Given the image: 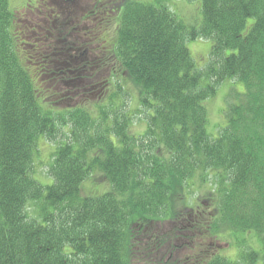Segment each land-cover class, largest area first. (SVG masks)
<instances>
[{
	"label": "trees",
	"instance_id": "16d2710c",
	"mask_svg": "<svg viewBox=\"0 0 264 264\" xmlns=\"http://www.w3.org/2000/svg\"><path fill=\"white\" fill-rule=\"evenodd\" d=\"M201 1L202 22L188 26L167 0H127L117 33L109 21L96 39L107 38L105 55L92 62L87 45L68 39L81 25L70 26L57 10L42 30L44 49L30 40L43 39L39 27H25L27 63L16 14L0 0V264L264 261V0ZM101 11L86 18L101 25L94 19ZM59 24L62 38L54 33ZM201 38L216 44L199 68L187 42ZM107 70V79L91 82L89 73ZM228 80L246 92L229 94L226 126L214 138L204 100ZM142 114L148 129L139 136L132 124ZM59 139L50 153L53 182L45 185L35 158L41 141ZM87 179L84 192L94 195L81 191ZM103 179L112 186L98 195L91 186ZM197 189L204 206L189 207ZM166 217L182 221L167 236L154 231ZM252 231L262 250L251 244ZM231 233L242 245L235 258L212 251ZM144 236L154 239L145 245Z\"/></svg>",
	"mask_w": 264,
	"mask_h": 264
},
{
	"label": "rangeland",
	"instance_id": "374dc122",
	"mask_svg": "<svg viewBox=\"0 0 264 264\" xmlns=\"http://www.w3.org/2000/svg\"><path fill=\"white\" fill-rule=\"evenodd\" d=\"M25 2L29 3L31 0H10L11 3V7L12 9H16V7L18 9L17 10V20H16V28L14 31V34L16 35V37L18 38V46L20 49V55L22 56V58L26 61L25 58H29V45H28V35H27V25L28 26H32V27H36L37 23H42L43 25H46V23L44 22V18H38V16L40 15L39 11L40 8L43 6L44 2L46 0H36L38 2H40V7L38 9L35 8L36 4L34 7H30L31 3L27 4V7H23L25 5ZM103 4L107 5L110 2V0H101ZM146 1V0H145ZM48 2V1H47ZM45 2V6L44 7H48V4L50 5V7L52 8H56L58 10V12L62 13L65 17L63 18L65 21L70 22V26L72 25H77L79 26L83 17L86 19L87 23L89 22V18H86V12L93 9V6L97 4V2L99 3L100 6V1L99 0H79L76 3H72V5L70 6H66L64 4V2H60L59 0H50V3ZM166 5H168V7H170L176 14L177 17H181L182 19H184V21L186 22V24L188 26H199L200 23L203 20V6H202V1L201 0H167ZM115 15V14H114ZM103 17L100 15V18ZM100 18H94L95 20ZM255 22V19H250L248 22V27L247 29L244 31V33H248L251 28L253 27V24ZM85 23V22H83ZM53 21H52V25L51 28H53ZM89 24V23H88ZM84 25V24H83ZM82 25V26H83ZM97 25L95 23L90 22L89 27L88 25L85 24V26H87V29H84V26L82 29H77V30H73L72 33H70V36L68 37V39L70 40V42H77L76 46H78V44H85L90 48L89 52L87 53V56H85L87 59L92 61H95V59H100V54L101 51L103 50V45L105 46L107 44V38H105V44H100L98 42L94 43H88L87 40H84V38H86V36H88L89 34H93L94 32L89 31L88 33H86V31L88 29H97ZM26 27V28H25ZM40 28V26H38ZM104 27V25H100V27L98 28L99 30ZM58 30H55L54 28V33H56V35L58 36V38H62V36H64V33H62V28L61 25L59 24L57 26ZM99 33V32H98ZM39 34H42V32H39ZM100 35H102V33H99ZM104 35V34H103ZM43 36V34H42ZM30 40H34L36 42H41L42 39L37 40V36L36 34H34L33 36H31ZM89 40V39H88ZM43 41L41 42V44H38L39 46H35L33 45L35 49L38 50H42L44 49V45H42ZM59 43V42H57ZM216 44V40L215 39H207V38H201V39H196V40H190L187 42V46L190 49V51L192 52V56L195 59V61L197 62V66L199 68H202L204 66H206L210 61L209 57L210 54L212 52V50L214 49V45ZM228 53H232L231 51ZM27 62V61H26ZM28 63V62H27ZM81 64V63H80ZM82 65V64H81ZM47 66V65H46ZM27 67L29 68V73L31 74V66L30 64H27ZM38 68V69H37ZM45 66L44 64H37L36 65V69L33 70L34 72H39L38 74H43L45 72ZM109 70L105 71V72H94L89 73V77L91 79V82H96V81H101L103 79H107L109 77ZM112 77V75H111ZM51 78H46L43 77V80H50ZM128 83L131 87L132 84L129 82ZM53 84L50 83L49 86L51 87ZM65 88V87H63ZM217 93L211 97L208 98L206 100H204L205 106L207 108V112H208V126H207V130L208 133H210L214 138L218 137L221 133V129L223 127L226 126V109L228 107L229 104V94L231 92L234 91L233 94H235L236 92L242 93L244 94L246 92V89L244 87V84L242 82H239L237 80L235 81H225L224 83H222L221 85L218 86L217 88ZM140 92V90H139ZM99 94V93H98ZM108 94V92L106 93ZM105 94V95H106ZM136 94V92H135ZM134 97L132 98V104L135 105V107H137V102H140V94L138 93V96L135 97V95H133ZM96 100V98H94ZM237 100V99H236ZM238 101V100H237ZM152 112H150L151 114ZM146 115L142 114V120L139 122L138 118H135V122L132 124V132L135 135H141L142 133H144L146 131V129L148 128L147 125V119L145 118ZM134 126L138 129L137 131H134ZM64 133L66 134L67 131L64 130ZM56 143H52L48 140H43L41 141V145L39 147V151L38 154L36 155L35 158V173H36V179H38L41 183L48 185V184H52L53 180L48 172L49 169V163L50 161V153L53 152L54 148H55ZM97 172V171H96ZM99 173H103V172H99ZM104 174V173H103ZM90 179L85 180V182L82 184L81 186V191L83 192L84 195H94V194H89L84 192V188L85 185H89ZM111 184H109L108 180L103 179L101 182L94 183L91 188L96 191L94 193L101 195V193L106 192L110 186H112V182L110 181ZM204 193H197L196 196L199 198H201V200L204 198L205 195H203ZM200 200V201H201ZM197 203L195 199H191L190 200V204H194ZM201 204L203 202H200ZM189 204V205H190ZM211 202L209 203L208 207L210 206ZM203 205V204H202ZM204 206V205H203ZM205 206H207L205 204ZM179 209H181L183 211V213H185L187 211L185 206H179ZM217 213V212H215ZM178 216V215H177ZM176 216V218H177ZM175 218V220H171L170 218L166 217V221L164 223L161 224H157L156 228L154 229V231H162V233L164 235L167 236V234L169 233H175L177 226L182 222H178L179 220H177ZM183 219V218H182ZM253 233V234H252ZM252 241L251 244L253 245L254 248L258 249V250H262L261 248V241L259 240L260 238H256L255 237V233L252 231ZM243 237V236H242ZM242 237L240 240H242ZM154 238L152 236H144L143 240L141 242H143L145 245L147 244V240H150V242L153 240ZM218 239V238H216ZM215 239V240H216ZM216 242V241H215ZM214 242V243H215ZM233 243V246L235 248H233V246L230 244ZM213 251L215 250L217 253L221 254V251H223L222 254L232 257L234 255V253L236 254L239 249H238V240L234 237V235L231 234H225L222 237H220V239H218V241L216 242V244L214 245ZM138 252V255H140V257H143L147 254L146 252H143V250H136ZM153 256L156 257L157 253H153ZM263 260L259 263V264H263Z\"/></svg>",
	"mask_w": 264,
	"mask_h": 264
},
{
	"label": "flooded vegetation",
	"instance_id": "af4514ba",
	"mask_svg": "<svg viewBox=\"0 0 264 264\" xmlns=\"http://www.w3.org/2000/svg\"><path fill=\"white\" fill-rule=\"evenodd\" d=\"M63 2H64V4L66 5V6H70L72 3H76L77 2V0H62ZM117 1L118 0H110V2L111 3H109V4H107V5H105V7H104V11H103V13L106 15V18L107 19H110V18H113V16L111 15V8H112V13H113V15L115 14L116 15V17L114 18V20L117 18V15H118V13H119V9L117 8V7H113V5L115 4V3H117ZM50 6V5H49ZM53 10V9H52ZM54 12L55 11H57V9H54L53 10ZM90 14L91 13H93V11H92V9L91 10H89L88 11ZM81 24V23H80Z\"/></svg>",
	"mask_w": 264,
	"mask_h": 264
}]
</instances>
